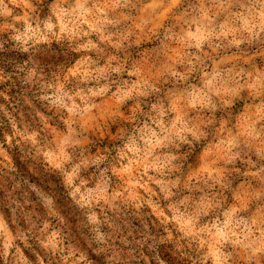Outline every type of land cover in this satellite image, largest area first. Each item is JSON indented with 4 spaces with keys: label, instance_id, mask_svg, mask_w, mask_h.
Returning a JSON list of instances; mask_svg holds the SVG:
<instances>
[{
    "label": "rangeland",
    "instance_id": "obj_1",
    "mask_svg": "<svg viewBox=\"0 0 264 264\" xmlns=\"http://www.w3.org/2000/svg\"><path fill=\"white\" fill-rule=\"evenodd\" d=\"M91 230L122 264H264L256 0L0 3V264H111Z\"/></svg>",
    "mask_w": 264,
    "mask_h": 264
},
{
    "label": "clouds",
    "instance_id": "obj_2",
    "mask_svg": "<svg viewBox=\"0 0 264 264\" xmlns=\"http://www.w3.org/2000/svg\"><path fill=\"white\" fill-rule=\"evenodd\" d=\"M3 0H0V3H2ZM257 3L264 6V0H256ZM109 238H106L104 234L101 232L91 230L90 235L86 238V243L89 244L91 247L93 244H95L98 248H103L108 256L111 259V264H122V258L124 256V252H116L109 243ZM133 247H136L135 244L132 245ZM140 251H137V255H140Z\"/></svg>",
    "mask_w": 264,
    "mask_h": 264
},
{
    "label": "trees",
    "instance_id": "obj_3",
    "mask_svg": "<svg viewBox=\"0 0 264 264\" xmlns=\"http://www.w3.org/2000/svg\"><path fill=\"white\" fill-rule=\"evenodd\" d=\"M50 177H51V180L53 182H56L55 179L53 178L52 174L50 175ZM55 189H56V192L58 194L57 199H55V203L60 204L63 207H66V212H68L72 215L73 219L71 218V221H74L75 217L79 218V216H80L79 211H77L76 208L73 206H68L69 202H70L69 198L66 197L67 200L64 201V197L61 196V193H60L61 188L58 185H55Z\"/></svg>",
    "mask_w": 264,
    "mask_h": 264
}]
</instances>
